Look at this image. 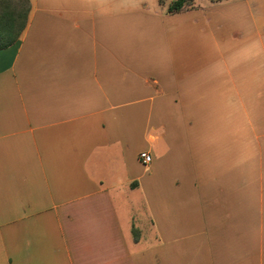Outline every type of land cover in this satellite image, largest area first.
I'll use <instances>...</instances> for the list:
<instances>
[{
	"label": "crops",
	"instance_id": "crops-1",
	"mask_svg": "<svg viewBox=\"0 0 264 264\" xmlns=\"http://www.w3.org/2000/svg\"><path fill=\"white\" fill-rule=\"evenodd\" d=\"M28 1L0 48V264H264V21L214 13L249 0Z\"/></svg>",
	"mask_w": 264,
	"mask_h": 264
},
{
	"label": "trees",
	"instance_id": "trees-1",
	"mask_svg": "<svg viewBox=\"0 0 264 264\" xmlns=\"http://www.w3.org/2000/svg\"><path fill=\"white\" fill-rule=\"evenodd\" d=\"M194 0H171L167 11L176 13L193 5ZM218 1V0H210ZM28 0H0V48L14 43L24 29L29 11Z\"/></svg>",
	"mask_w": 264,
	"mask_h": 264
},
{
	"label": "rangeland",
	"instance_id": "rangeland-1",
	"mask_svg": "<svg viewBox=\"0 0 264 264\" xmlns=\"http://www.w3.org/2000/svg\"><path fill=\"white\" fill-rule=\"evenodd\" d=\"M162 3L164 5H159V4H155V2L151 1L150 2V9L151 11L154 10L155 8L153 7H158L156 10L160 11L163 15H165L166 13V6L171 2V0H161ZM241 0H223L222 3H228V4H232V3H236V2H240ZM193 3H197V5H201L203 7H205L204 5L210 4V2L208 0H203L201 2V0H194ZM155 4V6H154ZM249 4L251 5V10H247L244 9L242 12V15H239L238 17L235 16V14L231 11V10H227L225 7H219V8H215V16L217 14L216 17H226L228 18V20H230V22L233 23V21H237V19H240L241 21H244L245 24H249L251 22L252 19H256V21L260 20L264 21V0H249ZM231 7V6H230ZM243 16V17H242ZM242 17V18H240ZM238 20V22L240 21ZM238 22H234V24L229 25V29L232 30V25L238 26ZM262 28L264 30V25H262Z\"/></svg>",
	"mask_w": 264,
	"mask_h": 264
},
{
	"label": "built area",
	"instance_id": "built-area-1",
	"mask_svg": "<svg viewBox=\"0 0 264 264\" xmlns=\"http://www.w3.org/2000/svg\"><path fill=\"white\" fill-rule=\"evenodd\" d=\"M139 157L141 158V161L144 163V164H147L151 161V155L149 152L147 151H142L139 153Z\"/></svg>",
	"mask_w": 264,
	"mask_h": 264
}]
</instances>
